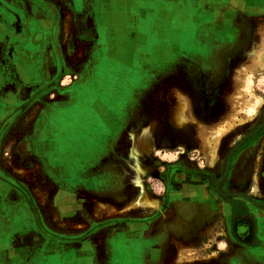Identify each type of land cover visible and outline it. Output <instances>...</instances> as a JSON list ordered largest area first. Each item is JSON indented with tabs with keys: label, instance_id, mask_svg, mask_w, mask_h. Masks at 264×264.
I'll list each match as a JSON object with an SVG mask.
<instances>
[{
	"label": "rangeland",
	"instance_id": "obj_1",
	"mask_svg": "<svg viewBox=\"0 0 264 264\" xmlns=\"http://www.w3.org/2000/svg\"><path fill=\"white\" fill-rule=\"evenodd\" d=\"M70 1L2 6L33 12L35 32L51 33L41 45L45 78L0 85L3 102L11 92L18 100L0 121L3 179L35 205L37 218L49 215L51 229L77 227V264H264V3L242 4L239 18L232 3L213 5L228 16L196 21L195 51L186 54L171 50L167 34L163 42L141 34L159 20L138 17V2L127 4L124 18L115 4L111 35L129 47L137 80L131 114L119 145L89 140L83 155L91 162L77 163V151L42 146V124L64 114L51 106L64 100L61 92L76 73L78 80L93 47L105 43L106 26L100 2L79 1L86 10L76 20ZM158 117L154 128L146 124ZM129 133L138 134L127 156ZM55 203L71 209L54 210ZM237 219L250 224L251 241L237 237Z\"/></svg>",
	"mask_w": 264,
	"mask_h": 264
},
{
	"label": "crops",
	"instance_id": "obj_2",
	"mask_svg": "<svg viewBox=\"0 0 264 264\" xmlns=\"http://www.w3.org/2000/svg\"><path fill=\"white\" fill-rule=\"evenodd\" d=\"M96 1L97 3L100 2L99 6L102 5L105 9L104 16H101V18H105V43L100 44V48L98 46L93 47L89 61L82 68L79 79L75 84L66 88V90L68 89L67 97L59 106V109L64 112L63 115L66 113L69 115L64 118V121L68 118L74 119L71 122L70 120L65 121L60 125L59 130L63 131L60 133V138L64 140V148L77 151V156H80L77 163L91 162L87 155H83L84 149L89 143L105 147L119 145L121 132L125 128L124 124L129 121L131 114L130 84L135 78L131 80L129 71L132 66L127 57L128 54L124 53L129 47H125L123 42L121 45L116 44L117 42L113 41L111 35L114 22H110V19L115 17V4L116 9H121L116 12H121V18H124L129 9L127 4L138 2V17L159 20L154 22L148 31H143L141 34H154L159 42H163V37L167 34L170 43L174 42V48L171 50L175 49L177 54L180 49L186 54L188 51H195L190 42L193 41L191 38L193 32L197 30L196 21L228 16L226 12L211 10L213 5L220 8L222 3H232L238 8L232 16L239 18L238 12L241 11L242 4L255 7L264 3V0ZM19 18L18 13L0 11V85L6 81L15 84L17 82L31 83L34 81L37 71L40 72V70L47 68L45 63L35 61L32 58L28 59L26 56L24 66L18 67L14 58L9 56L6 59L1 54L3 51L2 44L9 45V51L10 49L14 51V47L11 45L17 44L18 37H20L18 35L20 32L17 33L19 31L17 19ZM11 19L15 21L6 22V20ZM121 29L122 33L127 31L124 26ZM140 43L137 44L136 50L141 48ZM145 45L144 42V49H146ZM112 50L119 51L116 58L113 57ZM141 66L145 68L144 64ZM43 79L44 76L41 75L40 80ZM13 94L11 92V96L8 97L10 103L6 102V99L3 102L4 98L0 95V121L3 116L12 111L14 107L12 105L17 106V98ZM160 114L159 111L158 115ZM106 118L111 119V123L107 124ZM93 121L97 124L90 125L89 123ZM159 122L160 118L158 117L144 123L151 124L149 127L154 128L155 124L158 125ZM138 130L140 127H136L132 132H138ZM97 132L107 133L109 135L108 141L97 139ZM86 133L91 134V136L94 133V137L86 138ZM136 134L138 133L127 135V145L124 151L127 156H129V148L134 145L130 142V136ZM60 189L62 192L64 187L61 185ZM55 204L52 205L54 210L71 209L66 208L61 203ZM35 209H37L35 205L28 203L26 197L19 192L15 185L0 177V264H77V227L68 229L64 227L65 230L51 229L49 215L47 214V220H44L46 218H37L34 215ZM73 209L76 210L77 208ZM63 221L66 222V220ZM76 222V220L73 221L74 224Z\"/></svg>",
	"mask_w": 264,
	"mask_h": 264
},
{
	"label": "flooded vegetation",
	"instance_id": "obj_3",
	"mask_svg": "<svg viewBox=\"0 0 264 264\" xmlns=\"http://www.w3.org/2000/svg\"><path fill=\"white\" fill-rule=\"evenodd\" d=\"M17 1L18 0H0V11L1 12L5 13L6 11H10V12H13V13H18L19 16H20V18L17 19V22H19V31L17 33L20 32V34H18L20 37H18L17 44L11 45V47H14V51H13V49L12 50L10 49V51H9V45L2 44L3 51L1 52V54L6 59L9 56L14 58L15 62L18 64V67L24 66L25 59H26L25 56L28 59L32 58L35 61H38V62L40 61V62L44 63V61H45L44 60V55H41V51H42L41 45L45 44L46 36H49V34H51V33H50L49 29L42 30L40 32H35V29H34L35 27H34L33 24H34V21L37 18L35 17L36 15L33 14V12L27 11V10H21V9H19V10L18 9L4 10L3 7H2L3 4H11V2H15L16 3ZM79 1L81 2L83 0H71L70 1V4L72 6L71 8L74 9L73 12H75L74 13V17L76 18V20H77V15L80 17L82 11L86 10V9H82V6L78 4ZM8 21L10 22V21H15V20H13V19L6 20V22H8ZM62 25H64V23ZM37 37L39 38V40H41L40 43H35L34 42L35 38H37ZM46 69L47 68H44V69L40 70V72L37 71V73L35 75V78H34V80H36V82L37 81H42V80H40V76L41 75L44 76V78H45L47 72H49V71H47L45 73ZM47 70H49V69H47ZM64 72H65V70H64ZM66 74H68V73L65 72V74L63 76H61V78L64 77ZM58 81H59V79H58ZM76 82H77V73L75 74V77L71 80L70 86L72 84H75ZM67 90L64 89L61 92L62 95L64 96V100L61 101V102L53 103L51 107L54 108V107H56L58 105H61L65 101V99L67 97V94H68ZM17 102H18V100H17ZM51 114L52 113H50L49 116ZM66 114L62 115V116H59V115H55L54 116L53 115L55 118H53L52 120H47L45 118L46 122H44L42 124V127H43L42 131H43V135L45 136L43 138V141H42V146L50 147L51 149H53L54 147H56V148H64V146H63L64 140L63 139L61 140V138H60V133H62L63 131H60L59 127H60V125L65 123V121L70 120V122H71L72 120H74L72 118H68L67 120L65 119V121H64V118L69 116V115H66ZM45 115L48 116V113L46 112ZM52 125H55V127L54 128H50V126H52ZM54 135L57 138H55ZM108 139L106 138V141H108ZM52 161H53L52 159L50 160L48 158V160H47L46 157H45V162L46 163L49 164ZM0 177L3 179L1 173H0ZM235 230H236V235H237L238 238H240V240L251 241V239L253 237L252 236L253 235V229L251 228L250 224L247 221H244V220H241V219H237L235 221Z\"/></svg>",
	"mask_w": 264,
	"mask_h": 264
},
{
	"label": "bare ground",
	"instance_id": "obj_4",
	"mask_svg": "<svg viewBox=\"0 0 264 264\" xmlns=\"http://www.w3.org/2000/svg\"><path fill=\"white\" fill-rule=\"evenodd\" d=\"M261 56H262V54L260 53V54H259V57H261ZM248 93H251V92L248 91ZM256 99H257V98H256ZM147 196H148V195H147ZM147 196L143 195V197L141 198V201H142V202H143V201H146V202H147V201H148ZM138 202H139V201H138ZM144 205H145V203H144ZM147 205H148V204H147ZM156 205H157V204H156ZM152 209H153V208H152Z\"/></svg>",
	"mask_w": 264,
	"mask_h": 264
},
{
	"label": "snow or ice",
	"instance_id": "obj_5",
	"mask_svg": "<svg viewBox=\"0 0 264 264\" xmlns=\"http://www.w3.org/2000/svg\"><path fill=\"white\" fill-rule=\"evenodd\" d=\"M223 247V245H221Z\"/></svg>",
	"mask_w": 264,
	"mask_h": 264
}]
</instances>
